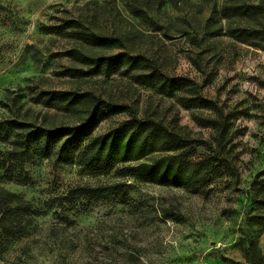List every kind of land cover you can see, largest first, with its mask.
Returning <instances> with one entry per match:
<instances>
[{
  "label": "rangeland",
  "instance_id": "1",
  "mask_svg": "<svg viewBox=\"0 0 264 264\" xmlns=\"http://www.w3.org/2000/svg\"><path fill=\"white\" fill-rule=\"evenodd\" d=\"M133 1L0 0V186L32 207L28 226L0 231V264H264V52L208 34L222 0ZM121 26L130 51L194 81L213 107L186 109L128 75L92 77L98 95L129 109L95 135L152 117L189 141L190 160L220 152L227 175L199 193L116 170L93 177L23 145L20 127L63 120L48 104L75 86L65 71L84 68L80 33L113 37ZM117 183L128 186L116 197L76 194Z\"/></svg>",
  "mask_w": 264,
  "mask_h": 264
},
{
  "label": "trees",
  "instance_id": "2",
  "mask_svg": "<svg viewBox=\"0 0 264 264\" xmlns=\"http://www.w3.org/2000/svg\"><path fill=\"white\" fill-rule=\"evenodd\" d=\"M222 1L221 22H212L208 34L212 37L225 36L236 44L264 52V0ZM133 2L140 6L141 2L147 1ZM138 12L136 17L141 16L142 10ZM127 34L129 30L123 26L113 37L80 33L83 45L77 53L84 68L67 69V77L77 79L75 86L69 91L52 93L48 104L60 113H56L55 117L63 120L50 127H20L24 134L23 145L37 146L42 158L55 159L65 166L77 165L93 177L116 170L121 179L159 186L173 185L199 193L216 178L227 175L225 165L217 159L220 152L217 157L208 156L198 162L190 160L187 152L189 141L152 117L138 119L132 115L109 132L95 135L103 122L129 109L98 95L95 86L99 80L93 81L92 77L128 75L139 86L166 97L178 96L186 109L213 107L200 95L201 88L194 81L170 78L151 56L130 51L125 41ZM105 51L119 53L107 55ZM206 123L223 137L226 129L220 131L223 126L217 121L207 120ZM210 151L214 153L212 146ZM126 186L125 183H117L78 188L76 194L96 202L103 197L118 196ZM31 212V205L0 186V231L7 232L14 226L21 228Z\"/></svg>",
  "mask_w": 264,
  "mask_h": 264
}]
</instances>
